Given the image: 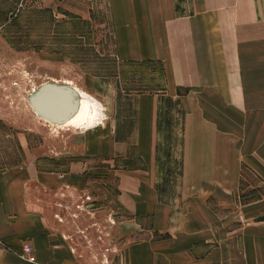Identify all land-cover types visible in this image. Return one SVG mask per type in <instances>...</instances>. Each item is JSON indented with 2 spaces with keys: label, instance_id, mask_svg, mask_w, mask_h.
I'll return each mask as SVG.
<instances>
[{
  "label": "crops",
  "instance_id": "obj_1",
  "mask_svg": "<svg viewBox=\"0 0 264 264\" xmlns=\"http://www.w3.org/2000/svg\"><path fill=\"white\" fill-rule=\"evenodd\" d=\"M41 5L82 17L85 8L107 7L116 58L149 71L158 88L117 103L109 149L118 167L110 176L101 165L108 151L101 127L68 138L60 133L64 150L38 154V164L33 159L0 168V242L12 246L38 233L34 253L59 254L64 240L51 204L82 183L89 193L98 185L93 197L114 221L109 228L115 241L132 243L124 250L126 264H264V234L251 238L236 233L229 221L223 226L220 218L204 219L198 183L234 177V141L220 110L234 114L236 99L264 98V0ZM45 158L53 168L44 166ZM215 170L218 175L210 174ZM13 249L22 252L17 244Z\"/></svg>",
  "mask_w": 264,
  "mask_h": 264
},
{
  "label": "rangeland",
  "instance_id": "obj_2",
  "mask_svg": "<svg viewBox=\"0 0 264 264\" xmlns=\"http://www.w3.org/2000/svg\"><path fill=\"white\" fill-rule=\"evenodd\" d=\"M85 9L82 17L66 7L42 6L41 0H0V168L33 159L38 164L40 153L56 156V149L66 146L60 133L68 138L76 131L58 128L32 110L29 97L46 81H70L101 104L104 119L85 131L106 130L108 151L102 156L107 160L101 165L110 169L108 176L118 167L109 149L117 103L158 87L152 76L147 77L149 71L116 58L107 7ZM218 116L234 141L235 172L233 178L216 176L198 182L203 218H220L223 226L229 221L236 233L255 238L264 234V98L236 99L234 114L220 110ZM45 159L44 166L53 168ZM58 161L61 168L66 166L63 159ZM210 174L218 175L216 170ZM79 185L76 193H60L65 197L51 204L63 251L35 254L38 233H31L13 244L21 246L20 253L0 242V264H126L124 250L132 243H118L111 235L109 225L114 221L100 211L93 197L97 191L92 188L98 185L92 184L90 193L84 190L87 185Z\"/></svg>",
  "mask_w": 264,
  "mask_h": 264
},
{
  "label": "bare ground",
  "instance_id": "obj_3",
  "mask_svg": "<svg viewBox=\"0 0 264 264\" xmlns=\"http://www.w3.org/2000/svg\"><path fill=\"white\" fill-rule=\"evenodd\" d=\"M47 87H62L68 88L73 92L74 98V108L65 120H57L48 118L39 110H37L33 104V101L38 98L41 94L43 88ZM29 102L31 104L34 113L42 118L43 120L49 122L50 124L58 127H70L77 132L83 133V131L93 127L99 121L104 119V113L101 104L87 91L81 89L77 85L71 84L70 81L66 82H47L40 85L29 97ZM75 131V132H76Z\"/></svg>",
  "mask_w": 264,
  "mask_h": 264
},
{
  "label": "water",
  "instance_id": "obj_4",
  "mask_svg": "<svg viewBox=\"0 0 264 264\" xmlns=\"http://www.w3.org/2000/svg\"><path fill=\"white\" fill-rule=\"evenodd\" d=\"M33 104L45 116L57 120L68 118L75 106L73 92L62 87L43 88Z\"/></svg>",
  "mask_w": 264,
  "mask_h": 264
}]
</instances>
